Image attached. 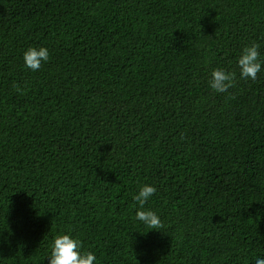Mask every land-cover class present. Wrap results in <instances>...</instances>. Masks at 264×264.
<instances>
[{
	"label": "trees",
	"instance_id": "1",
	"mask_svg": "<svg viewBox=\"0 0 264 264\" xmlns=\"http://www.w3.org/2000/svg\"><path fill=\"white\" fill-rule=\"evenodd\" d=\"M253 43L264 60V0H0V264H48L67 232L97 264H255L264 74L237 67ZM32 46L50 54L35 72ZM142 184L159 231L134 219Z\"/></svg>",
	"mask_w": 264,
	"mask_h": 264
},
{
	"label": "clouds",
	"instance_id": "2",
	"mask_svg": "<svg viewBox=\"0 0 264 264\" xmlns=\"http://www.w3.org/2000/svg\"><path fill=\"white\" fill-rule=\"evenodd\" d=\"M260 46L253 43L245 46L237 58L239 76L245 81H256L264 74V60L261 59ZM49 50L44 46H32L27 48L22 55L24 67L35 72L42 64L49 61ZM235 73L222 68L213 69L208 80V87L216 92L223 93L232 86ZM17 91H20L17 88ZM157 188L150 184L138 186L132 199L135 202L134 219L150 229L159 231L162 227L158 214L146 208V204L156 193ZM50 252L47 256L48 264H97V257L93 252L83 249L80 239L71 232L56 235L50 242ZM255 264H264V253L254 257Z\"/></svg>",
	"mask_w": 264,
	"mask_h": 264
}]
</instances>
